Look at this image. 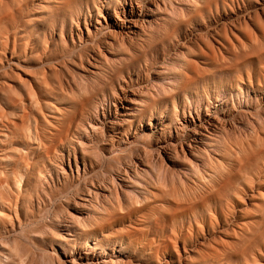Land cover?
I'll return each instance as SVG.
<instances>
[{"label":"rangeland","instance_id":"obj_1","mask_svg":"<svg viewBox=\"0 0 264 264\" xmlns=\"http://www.w3.org/2000/svg\"><path fill=\"white\" fill-rule=\"evenodd\" d=\"M88 1L0 0V264H70L69 260L75 258V250L85 252L87 244L97 248L98 263L114 255L108 250L123 249L121 264H264V154L262 157L259 153L264 150V134L259 136L260 141L253 143L260 162L254 160L252 154L249 156L252 161L248 159L251 163L246 164L250 172L246 170L245 175V172H234L231 176L236 187L235 192L230 193L233 195L231 200L223 196L224 190L222 193L213 190L211 182L228 161L226 151L216 156L210 150L203 161L207 162L208 158L214 161L212 172L206 175L200 172L198 182L193 184L189 171L192 162L186 160L180 151L174 153L173 149L170 151L173 157L169 161L161 150L165 144L189 140L193 126L184 120V107L191 109L197 125L210 118L230 124V133L238 140L252 134L251 123L258 112L262 116L260 124L264 123V100L249 82V74L260 76L264 73V0H140L142 9L136 12L142 20H154L148 16L151 15L148 9L154 4L162 6L156 14L158 23L151 22V26H146L136 40H128L119 47L114 60L103 54L96 59L100 43L110 40V37L107 29L97 32L95 21L99 19L104 23V18L111 21L125 0ZM192 7H197V10ZM208 11L215 16L211 17ZM73 12L78 13V17ZM99 14L103 17L99 18ZM189 18L192 19L187 22ZM72 39H75L74 44ZM18 44H21V49ZM259 49L262 51L260 55L257 54ZM101 51L105 52L104 49ZM90 63L95 69L90 67ZM90 69L95 71L94 74ZM244 69L246 72L242 71ZM217 92L225 96L224 101L223 97L218 98ZM207 93L209 97L219 99V108L212 105L207 110ZM82 96L88 98L83 106L80 104ZM129 97L137 99L139 106L136 107L143 112L141 119L136 112L135 117H126L129 121L120 130H112L110 124L113 122L112 113L116 111L115 100L127 101ZM146 97L151 99L147 104ZM199 105L200 119L196 115ZM104 114L107 121H104L103 131L96 135L98 141L90 143L91 149L84 146L88 170L85 171L82 160H79L82 165L79 175L76 168L74 174L67 169L64 184L58 183L54 173L53 180L48 178L49 187L38 186L37 177L48 171L49 162L57 150L65 149L73 154L75 147L79 157L82 156L79 142L84 140L86 144L84 137L88 133H78L77 128L89 118L99 116L103 119L101 115ZM69 115H73V119L68 125L65 117ZM186 115L187 119L188 113ZM160 117L164 124L156 121ZM150 119L155 124L151 128L147 125ZM139 124H142V129ZM116 131L126 133L125 141L118 140L114 135ZM111 136L113 140H110ZM221 136L226 142L224 132ZM237 148L233 147V151L240 157ZM257 166L261 169L260 175L257 174ZM124 167L131 179L127 180L129 185L121 187L119 185L123 183L118 173L123 172ZM132 171L139 175L133 176ZM253 180L256 186L252 185ZM236 182L241 185L237 184V187ZM185 184H189L191 189L188 196L182 193ZM98 186L105 187L109 197L107 195L104 202L85 205V208L81 199ZM174 188L179 191L177 197L172 196ZM216 191L222 194L219 196L223 199L222 205L214 202ZM164 192L168 195L163 196ZM197 196L203 206V209H197V216L189 214L171 218L175 204L190 207L188 203ZM207 199L209 201L206 202ZM129 209L139 211L129 214ZM202 216L205 222L201 221ZM257 225L263 231L258 229V245L255 243L253 246L254 236L258 234ZM65 228L74 236H68ZM245 239L247 242H243ZM251 246L254 248L249 250Z\"/></svg>","mask_w":264,"mask_h":264},{"label":"bare ground","instance_id":"obj_2","mask_svg":"<svg viewBox=\"0 0 264 264\" xmlns=\"http://www.w3.org/2000/svg\"><path fill=\"white\" fill-rule=\"evenodd\" d=\"M32 1V0H31ZM86 1H88V0H85V2ZM94 2H95V0H93ZM92 1V2H93ZM98 1V0H97ZM106 1V0H105ZM199 1V0H198ZM209 1H211V0H209ZM216 1V0H215ZM224 1H226V0H224ZM11 2H12V0H11ZM28 2H29V0H28ZM36 2V1H35ZM85 2H82V3H85ZM89 2V1H88ZM88 2L86 3V4H88ZM147 2V1H146ZM223 2V1H222ZM14 3V2H13ZM212 3V2H211ZM210 3V4H211ZM217 3V2H216ZM215 3V4H216ZM28 4V3H27ZM50 4V3H49ZM64 4V3H63ZM105 4V3H104ZM209 4V5H210ZM12 5V4H11ZM30 6H31V4H29ZM66 5V4H65ZM69 5V4H68ZM80 5H81V3H80ZM110 5V4H109ZM217 5H218V3H217ZM217 5H215V7L217 6ZM8 6V5H7ZM14 6V5H13ZM61 6V5H60ZM111 6V5H110ZM109 6V7H110ZM199 6H201V5H199ZM198 6V7H199ZM10 7V6H9ZM29 7V6H28ZM66 7H68V6H66ZM108 7V8H109ZM162 7V6H161ZM161 7H160V5H158V4H154V7H151L150 6V8L148 9V13L150 12V14L151 15H148V16H152V17H154V20H152V21H146V20H142L141 19V15L140 14H138L137 12H138V10L139 11H141V9H142V6H141V1L140 0H125L124 1V5H122L121 6V8H120V11H115L114 12V17L112 18V20L111 21H108L106 18H104V23H103V21H101V20H99V19H97L95 22H96V25L98 26V27H96V29H97V32L98 31H101L102 29H107L108 31H107V33H108V37H110V40H105L104 42H101L100 43V48L99 49H97L96 51H98L97 53H96V56H97V58L96 59H100L101 58V55L103 54L104 55V57H112V60H114V59H116V52L118 51V48L119 47H122L126 42H128V40H132V41H134V40H136L139 36H140V34H141V32H143L147 27L146 26H148V27H150L151 26V22H155V24L156 23H158V18H156L157 17V12H160L161 11ZM206 7V6H205ZM208 7V6H207ZM264 7V6H263ZM62 8V7H61ZM65 8V7H64ZM63 8V9H64ZM77 8H79V7H77ZM193 8V7H192ZM196 10H197V7H194ZM194 8H193V10H194ZM220 8V7H219ZM41 9V8H40ZM56 9H57V7H56ZM76 9V8H75ZM117 9V8H116ZM204 8H202V10H203ZM208 9V8H207ZM212 9V8H211ZM214 9V8H213ZM100 10V9H99ZM136 10H137V12H136ZM196 10L194 11L195 13H196ZM218 9H216V11H217ZM247 10V9H246ZM245 10V11H246ZM147 11V10H146ZM210 11V10H209ZM208 11V12H209ZM80 12V11H79ZM212 12H213V10H212ZM262 12V11H261ZM69 14L71 13V12H68ZM67 13V14H68ZM197 13H200V12H197ZM210 14H211V12H209ZM218 13V12H217ZM52 14V13H51ZM64 14H66V13H64ZM63 14V15H64ZM66 14V15H67ZM69 14H68V16H69ZM73 14H74V12H73ZM191 14V13H190ZM206 14H207V12H206ZM70 15H72V14H70ZM75 16H77L78 17V13H75L74 14ZM197 16H198V14H196ZM11 16H13L12 15V13H11ZM73 16V15H72ZM107 16V15H106ZM192 16H193V14H192ZM195 16V15H194ZM193 16V17H194ZM212 16H215L214 15V13H213V15L211 14V17ZM262 16V15H261ZM40 17V16H39ZM67 17V16H66ZM98 17L99 18H102L103 16H102V14H99L98 15ZM192 17V18H193ZM196 17V16H195ZM60 18H61V16H60ZM62 18H64V17H62ZM68 18H71V16L70 17H68ZM74 18V17H73ZM184 18H186V17H184ZM192 18H189L188 19V21L187 22H190L189 20L190 19H192ZM204 18V17H203ZM208 18V17H207ZM215 18V17H214ZM213 18V19H214ZM244 18V17H243ZM247 18V17H246ZM12 19V18H11ZM211 19V18H210ZM248 19V18H247ZM56 20V19H55ZM54 20V21H55ZM63 20V19H62ZM71 20V19H70ZM242 20V19H241ZM245 20V19H244ZM14 21V20H13ZM44 21V20H43ZM248 21V20H247ZM15 22V21H14ZM14 22H13V24H14ZM17 22V21H16ZM15 22V23H16ZM60 22H61V20H60ZM64 22V21H63ZM78 22V21H77ZM174 22V21H173ZM184 22V21H183ZM203 22V21H202ZM211 22V21H210ZM241 22V21H240ZM10 23V22H9ZM18 23V22H17ZM80 23V22H79ZM91 23V22H90ZM239 23V22H238ZM41 24V23H40ZM75 24V23H74ZM105 24V25H104ZM190 24H193V23H190ZM204 24V23H203ZM236 24V23H235ZM9 25V24H8ZM12 25V24H11ZM15 25V24H14ZM64 25V24H63ZM63 25H61V28H62V26ZM217 25V24H216ZM81 26V25H80ZM89 26V25H88ZM92 26V25H91ZM95 26V25H94ZM180 26L182 27V25L180 24ZM226 26V25H225ZM14 27V26H13ZM20 27H21V25H20ZM58 27V26H57ZM82 27V26H81ZM179 27V26H178ZM184 27V26H183ZM19 28V27H18ZM17 28V29H18ZM227 28H228V26H227ZM10 29H11V27H10ZM13 29V28H12ZM16 29V28H15ZM182 29V28H181ZM65 30V29H64ZM85 30V29H84ZM176 30H177V27H176ZM11 31V30H10ZM79 31V30H78ZM60 32V31H59ZM81 32V31H80ZM97 32H95V33H97ZM6 33H8V32H6ZM55 33V32H54ZM88 33H89V35L91 34V31L88 29ZM176 32H174V34H175ZM70 34V33H69ZM73 34V33H72ZM167 34V33H166ZM181 34V33H180ZM173 35V34H172ZM23 36H26V35H23ZM29 36V35H28ZM71 36V35H70ZM75 36H77V34L75 35ZM79 36V35H78ZM91 36H93V35H91ZM231 36V35H230ZM245 36V35H244ZM243 36V37H244ZM31 37V36H30ZM90 37V36H89ZM202 37V36H201ZM7 38V37H6ZM10 38V37H9ZM28 38V37H27ZM75 38V37H74ZM170 38H172V37H170ZM179 38V37H178ZM246 38V37H245ZM37 39V38H36ZM35 39V40H36ZM57 39V38H56ZM64 39H65V37H64ZM89 39V38H88ZM93 39V38H92ZM168 39V38H167ZM11 40V39H10ZM28 40V39H27ZM39 40V39H38ZM170 40V39H169ZM226 40V39H225ZM224 40V41H225ZM7 41V40H6ZM30 41V40H29ZM28 41V42H29ZM32 41V40H31ZM37 41V40H36ZM55 41V40H54ZM82 41H85V40H82ZM9 42V41H8ZM12 42V41H11ZM27 42V41H26ZM60 42V41H59ZM72 42H73V44L75 43V39H72ZM137 42V41H136ZM141 42V41H140ZM164 42V41H163ZM165 42L167 43L168 41L167 40H165ZM172 42V41H171ZM225 42H227V41H225ZM144 43V42H143ZM153 43V42H152ZM253 43V42H252ZM13 44V43H12ZM33 45H34V43H32ZM40 44V43H39ZM55 44H57V43H55ZM86 44V43H85ZM257 44V43H256ZM255 44V45H256ZM260 44V43H259ZM13 45H15V44H13ZM19 46L21 45V44H18ZM17 45V46H18ZM28 45V44H27ZM26 45V46H27ZM31 45V44H30ZM97 45V44H96ZM154 45V44H153ZM261 45V44H260ZM58 46V45H57ZM56 46V47H57ZM251 46V45H250ZM258 46V45H257ZM262 46V45H261ZM12 47H14V46H12ZM22 47H23V45H22ZM31 47V46H30ZM54 47H55V45H54ZM135 47V46H134ZM16 48V47H15ZM17 48H19V47H17ZM34 48V47H33ZM53 48V47H52ZM58 48V47H57ZM72 48H75V47H72ZM261 48V47H260ZM20 49H21V46H20ZM56 49V48H55ZM102 49H104L105 50V52L104 51H101ZM248 49V48H247ZM253 49V48H252ZM23 50V49H22ZM21 50V51H22ZM159 50V49H158ZM260 50L261 49H259L257 52V54H259L260 55V53H262V51L260 52ZM13 51V50H12ZM20 51V52H21ZM66 51V50H65ZM145 51V50H144ZM246 51V48L244 49V52ZM14 52V51H13ZM243 52V53H244ZM249 52H251V51H249ZM260 52V53H259ZM21 53H23V52H21ZM18 54V53H17ZM16 54V55H17ZM50 54V53H49ZM134 54V53H133ZM132 54V55H133ZM234 54H236V53H234ZM240 53H238V55H239ZM46 55H48V54H46ZM45 55V56H46ZM56 55V54H55ZM237 55V54H236ZM235 55V56H236ZM250 55H252V54H250ZM256 55V54H255ZM95 56V57H96ZM161 56V55H160ZM234 56V55H233ZM253 57H254V55H252ZM144 57V56H143ZM158 57V56H157ZM249 56H247V57H245L244 58V60L246 59V58H248ZM64 58V57H63ZM46 59V58H45ZM52 60H54V58L52 59ZM144 60V59H143ZM212 60V59H211ZM226 60V59H225ZM225 60L223 61V62H225ZM230 60V59H229ZM47 61H49L48 59H47ZM89 61V60H88ZM142 61V60H141ZM241 61V60H240ZM243 61V60H242ZM261 61V60H260ZM97 62H100V61H97ZM212 62V61H211ZM238 62V61H237ZM135 63V62H134ZM137 63V62H136ZM135 63V64H136ZM141 63V62H140ZM221 63V62H220ZM234 63L235 62H233V65H234ZM245 63V62H244ZM254 63V62H253ZM261 63V62H260ZM260 63H259V67H261L260 66ZM74 64V63H73ZM78 64V63H77ZM209 64V63H208ZM214 64H216L215 62H214ZM226 64H228V63H225V65ZM248 64V63H247ZM262 64V63H261ZM81 65V64H80ZM93 65H98V63L97 64H93ZM220 66H221V68H222V65L221 64H219ZM230 65V64H229ZM231 65H232V63H231ZM239 65H241V63L239 64ZM251 65H252V63H251ZM263 65V64H262ZM87 66V65H86ZM130 66V65H129ZM128 66V67H129ZM213 66V65H212ZM220 66H219V68H220ZM255 66V65H254ZM256 66H257V64H256ZM90 67L91 68H93V69H95L93 66H92V64L90 63ZM140 67V66H139ZM229 67V66H228ZM237 67V65L236 66H233L232 68L233 69H235ZM245 67V66H244ZM220 68V69H221ZM227 68V67H226ZM230 68V67H229ZM231 68V69H232ZM239 68V67H238ZM245 68H247L248 69V67H245ZM59 69V68H58ZM187 69H188V67H187ZM223 69H225V68H223ZM241 69V68H240ZM91 70V73L92 74H94V72L95 71H93L92 69H90ZM139 70V69H138ZM147 70V69H146ZM185 70V69H184ZM128 71H129V69H128ZM188 71V70H187ZM225 71V70H224ZM231 72H232V70H230ZM242 71H245L246 72V69H244V70H242ZM257 71V70H256ZM255 71V72H256ZM228 72V71H227ZM237 72H239V70L237 71ZM236 72V73H237ZM50 74H51V72H49ZM188 73V72H187ZM256 73H258V71L256 72ZM44 74V73H43ZM72 74V73H71ZM124 74V73H123ZM239 74V73H238ZM259 74V73H258ZM45 75V74H44ZM69 75V74H68ZM101 75V74H100ZM137 75V74H136ZM240 75V74H239ZM241 75H243V74H241ZM240 75V76H241ZM196 76V75H195ZM221 76V75H220ZM227 76V75H226ZM43 77V76H42ZM58 77H59V75H58ZM71 77V76H70ZM138 77V76H137ZM200 77V76H199ZM223 77V76H222ZM229 77V76H228ZM247 77V76H246ZM90 78V77H89ZM234 78V77H233ZM120 79V78H119ZM164 79V78H163ZM194 79V78H193ZM192 79V80H193ZM196 79V78H195ZM194 79V80H195ZM216 79H218V78H216ZM235 79V78H234ZM245 79V78H244ZM220 80V79H219ZM218 80V81H219ZM223 80V79H222ZM224 80H225V77H224ZM227 80V79H226ZM263 80H264V73H263V75H258V76H256V75H251V74H249V82H250V84H251V86H253V88H254V91H255V93H257L258 95H260L261 96V99L262 100H264V82H263ZM136 81V80H135ZM159 81H160V79H159ZM187 81H189V82H191V80H188L187 79ZM234 81V80H233ZM235 81H236V79H235ZM247 81H248V78H247ZM69 82V81H68ZM74 82H76V81H74ZM114 83H115V81H113ZM163 82V81H162ZM210 82V81H209ZM216 82V81H215ZM214 82V83H215ZM222 82V81H221ZM240 82V81H239ZM77 83V82H76ZM76 83H75V85H76ZM86 83V82H85ZM113 83V84H114ZM123 83V82H122ZM127 83V82H126ZM185 83H187V82H185ZM192 83V82H191ZM217 83V82H216ZM223 83V82H222ZM234 83V82H233ZM236 83V82H235ZM69 84V83H68ZM70 84H71V81H70ZM79 84V83H78ZM184 84V83H183ZM189 84V83H188ZM213 84V83H212ZM217 84H220V83H217ZM224 84V83H223ZM228 84V83H227ZM226 84V85H227ZM206 85V84H205ZM208 85V84H207ZM222 85V84H221ZM229 85V84H228ZM70 86V85H69ZM111 86V85H110ZM148 86V85H147ZM187 86V85H186ZM214 86V85H213ZM72 87V86H71ZM181 87V86H180ZM185 87V86H184ZM205 87V86H204ZM181 88H183V87H181ZM197 88H198V86H197ZM224 88V87H223ZM231 88V87H230ZM210 89V88H209ZM65 90V89H64ZM63 90V91H64ZM69 90V89H68ZM107 90V89H106ZM105 90V91H106ZM109 90V89H108ZM200 90V89H199ZM67 91V90H66ZM73 91V90H72ZM104 91V90H103ZM117 91V90H116ZM130 91V90H129ZM143 91V90H142ZM195 91H196V89H195ZM202 91V90H201ZM225 91V90H224ZM75 92V91H74ZM106 92H108V91H106ZM200 92V91H199ZM69 93V92H68ZM77 93V92H76ZM109 93V92H108ZM115 93V92H114ZM125 93V92H124ZM189 93V92H188ZM218 93V92H217ZM70 94V93H69ZM103 94V93H102ZM126 94V93H125ZM171 94V93H170ZM180 94V93H179ZM253 94V93H252ZM101 95V94H100ZM134 95V94H133ZM167 95V94H166ZM173 94H171L170 96H172ZM178 95V94H177ZM176 95V96H177ZM182 95V94H181ZM184 95V94H183ZM209 94L207 93V99H208V104H207V110L209 111V108L210 107H212V105H215V108H219L218 107V102H219V99H221L222 97H223V101L225 100V96L224 95H220L219 93H218V100L217 99H215V98H211V97H209L208 96ZM59 96V95H58ZM99 96V95H98ZM169 96V94L167 95V97ZM169 96V97H170ZM245 96V95H244ZM57 97V96H56ZM102 97V96H101ZM116 97V96H115ZM114 97V98H115ZM174 97V96H173ZM94 98V97H93ZM118 98V97H117ZM124 98V97H123ZM98 99V98H97ZM167 99V98H166ZM193 99H194V97H193ZM234 99V98H233ZM100 100V99H99ZM110 100V99H109ZM117 100V99H116ZM115 100V104H114V109H116V111L114 112V113H112V117H113V119H112V123L109 125L110 126V128L112 129V130H120L122 127H123V125L127 122V121H129V119H127L126 117H129V116H132V117H135V115H136V112H138V115H136V116H138L139 117V119H141V117H142V115H143V112H141L142 110L141 109H139L138 107H136V106H139L137 103V99H131V97H129V99L127 100V99H125V100H127V101H121V100H119V101H116ZM151 99L150 98H148V97H146V104H147V102H149ZM164 100V99H163ZM169 100V99H168ZM170 100H171V98H170ZM85 101H88V98L85 96H82L81 98H80V104L83 106L84 104H85ZM92 101V100H91ZM200 100H198V102H199ZM222 101V100H221ZM99 102V101H98ZM108 102V101H107ZM113 102V101H112ZM159 102V101H158ZM234 102V101H233ZM236 102V101H235ZM106 103V102H105ZM220 103V102H219ZM222 103V102H221ZM61 104V103H60ZM79 104V105H80ZM87 104H89V102L87 103ZM104 104V103H103ZM102 104V105H103ZM109 104V103H108ZM54 105V104H53ZM154 105V104H153ZM264 105V104H263ZM78 106V105H77ZM104 106V105H103ZM106 106H107V104H106ZM155 106V105H154ZM154 106H151V107H154ZM220 106V105H219ZM73 107H74V105H73ZM108 107V106H107ZM200 105L198 106V109L196 108V115H198V119H200V116H199V114L201 113V110H200ZM202 107V106H201ZM75 108V107H74ZM87 108H88V106H87ZM97 108V107H96ZM95 108V109H96ZM103 108V107H102ZM102 108H101V110H102ZM77 109H78V107H77ZM104 109V108H103ZM106 109V108H105ZM151 109V108H150ZM174 109V108H173ZM75 110H76V108H75ZM79 110V109H78ZM85 110H86V106H85ZM98 110V109H97ZM148 108L146 107V109H145V111H147L148 112ZM84 111V110H83ZM103 111V110H102ZM112 111V110H111ZM254 111V110H253ZM73 112H76V111H73ZM104 112V111H103ZM106 112V111H105ZM108 112V111H107ZM165 112H167V111H165ZM188 113V117H187V119H186V114ZM70 113H72V112H70ZM145 113V112H144ZM198 113V114H197ZM211 113V112H210ZM236 113H238V112H236ZM74 114V113H73ZM235 114V113H234ZM262 114H264V112L262 113ZM79 115V114H78ZM111 115V114H110ZM156 115V114H155ZM162 115H164V114H162ZM167 115V114H166ZM195 115V114H194ZM229 115V114H228ZM245 115H246V113H245ZM96 116V115H95ZM101 116H103V119H101V117H93V118H89L88 120H87V122H83L82 124H81V127L80 128H77L78 130H77V132L79 133L80 131H85V132H87L88 133V135L87 136H85L84 137V139H85V141L87 142L86 144H84V140L83 141H80L79 142V144L81 145L80 146V149H81V153H82V156H80L79 157V153H77L76 152V148L74 147L73 148V154L71 153V151H66L65 149H61V150H57L56 151V154H55V156H54V158H52L51 160H50V162H49V166H48V171L47 172H45V173H43V174H40L38 177H37V185L38 186H42V187H45L46 185L49 187V183H50V181L48 180V178H50L51 180H53V177H52V174H54L55 173V175H57V180H58V183L59 184H64L65 183V181L67 180V172H66V170L68 169L72 174H74V169L76 168V171H77V173H78V175H79V173H80V161L79 160H82V163H83V167H84V169H85V171H87L88 169H87V154L83 151L84 149H86V148H84V146L86 147V145H87V148H89V149H91V147H90V143H92V142H95V141H98V139H97V137H96V135L99 133V131H103V128H104V126H105V120H106V116H105V114L104 115H101ZM180 116V115H179ZM209 116H211V115H209ZM230 116V115H229ZM73 117V115H69V116H67V117H65L66 119L65 120H67L66 122H68V123H66L65 121V123L66 124H70L71 122H72V118ZM79 117H81V116H79ZM111 117V118H112ZM165 117V116H164ZM228 117V116H227ZM78 118V117H77ZM162 117H160V118H158V119H156V121L159 123L160 122V124H164V119L162 120L161 119ZM80 119V118H79ZM179 119H182V118H179ZM262 119V116H261V113H257V114H255L254 116H253V122L251 123V125H252V134H250V135H247L246 137H245V139L244 140H238L237 138H235V137H233L232 135H231V133H230V130H231V126H230V124H228L229 126H230V128H229V126L227 125V123H223V122H221V121H219V120H212L211 118L210 119H208V120H206V123H200V124H196V122H195V120H194V116H193V113H192V111H191V109L190 110H187V108L186 107H184V120H186V122H188V124L190 125H192L193 126V131L191 132V134H190V136H189V140H187V142H185V143H180V144H175V143H171V144H165L163 147H162V149L161 150H164L163 152H164V155L166 156V158H168L169 159V161L170 160H172V157H173V155H172V153L170 152L172 149V151H174V153H176V154H178V151H180L181 152V154L183 155V157H185L186 158V160H188V161H190V162H192V165H189V171H190V179L192 180L191 182L193 183V184H195V183H197L198 181H197V179H199V173L200 172H203L205 175L206 174H209V172H212L211 171V166H213V164H214V161L210 158H208L207 159V162H204L203 161V157L204 156H208V152L211 150L213 153H214V155H216V156H221V154H222V152H224V151H226L228 154H229V158H228V161H226V165L224 166V169H223V171H220V172H218V173H216V178L215 179H212V189L213 190H217V191H220L221 192V190H222V192H223V190L225 191V194L223 195L225 198H227L226 200H231V195L232 194H230L231 192H235V183L233 184L232 182H234V180L232 181V179L233 178H231V176L233 175V173L234 172H238V173H241V172H245L246 170H248L247 168L249 167L248 165H247V167H246V164L248 163L249 164V162L250 161H252V160H250V159H253L254 158V160H256V161H258L259 160V156H258V154H257V152L255 151V150H253V143L255 142V141H260L261 139L259 138V136L260 135H262V134H264V123L262 122V125L260 124V120ZM151 121L147 124L148 126H150V128L151 127H153L155 124H153V121H152V119H150ZM107 121V120H106ZM137 121V120H136ZM180 121V120H179ZM264 121V120H263ZM63 122V123H64ZM75 123H76V121H75ZM65 124V125H66ZM140 125V128L142 127V124H139ZM146 125V126H147ZM180 125V124H179ZM67 126V125H66ZM65 126V127H66ZM158 126V125H157ZM181 127H183V126H185L184 124H181L180 125ZM250 126V125H249ZM71 129H73V128H71ZM138 129V128H137ZM142 129V128H141ZM171 129V128H170ZM181 129V128H180ZM239 129V128H238ZM250 129V128H249ZM61 130V129H60ZM62 130H66L65 128H63ZM154 130V129H153ZM175 130V129H174ZM190 130V129H189ZM122 131V130H121ZM123 131H125L124 129H123ZM131 131V130H130ZM180 131H182V130H180ZM233 131V130H232ZM250 131V130H249ZM60 132H62V131H60ZM106 132V131H105ZM117 132V133H116ZM116 132H114V135H116L119 139L118 140H124V137L126 136V133H124V132H120V131H116ZM142 132V131H141ZM225 133V135H226V142H224V138L221 136V134L222 133ZM234 132V131H233ZM123 133V134H122ZM130 133V132H129ZM134 133V132H133ZM172 133V132H171ZM182 133H183V131H182ZM243 133V132H242ZM60 134V133H59ZM162 134H163V132H162ZM166 134V133H165ZM241 134V133H240ZM122 135V136H121ZM164 135V134H163ZM236 135V134H235ZM246 135V134H245ZM159 136V135H158ZM83 137V136H82ZM128 137V136H127ZM140 137V136H139ZM168 137V136H167ZM170 137V136H169ZM174 137V136H173ZM173 137H171V138H173ZM240 137H242V136H240ZM240 137H238V138H240ZM114 138L111 136V139L110 140H113ZM117 139V138H116ZM44 141H45V139H43ZM173 140V139H172ZM177 140H179V139H177ZM176 140V141H177ZM182 140V139H181ZM78 141V140H77ZM125 141V140H124ZM129 141V140H128ZM134 141V140H133ZM167 141V140H166ZM42 142V141H41ZM160 142V141H159ZM172 142V141H171ZM46 143V142H45ZM44 143V144H45ZM133 143V142H132ZM137 143V142H136ZM167 143V142H166ZM259 143V142H258ZM42 144V143H41ZM103 144H104V142H103ZM117 145V144H116ZM130 146V145H129ZM158 146V145H157ZM235 146H238V150H239V155H240V157H238L237 156V153H235L234 151H233V147H235ZM122 147V146H121ZM259 147H261V144L259 145ZM43 148H44V146H43ZM67 148V147H66ZM108 148V147H107ZM46 150V149H45ZM44 150V151H45ZM107 150V149H106ZM123 150V149H122ZM127 150V149H126ZM135 150V149H134ZM47 151V150H46ZM45 151V152H46ZM119 151V150H118ZM121 151V150H120ZM148 151V150H147ZM128 152H129V150H128ZM133 152V151H132ZM146 151L144 150V153H145ZM149 152V151H148ZM80 153V154H81ZM131 153V152H130ZM152 153V152H151ZM260 154H261V156H262V154H264V150H262V151H260L259 152ZM138 154V153H137ZM252 154H254L253 155V158H250L249 159V156L250 155H252ZM257 154V155H256ZM5 155V154H4ZM151 155V154H150ZM213 155V154H212ZM248 155V156H247ZM143 156V155H142ZM155 156V155H154ZM258 156V157H257ZM73 157V158H72ZM161 157V156H160ZM159 157V158H160ZM183 157H181V158H183ZM263 157V156H262ZM261 157V158H262ZM142 158V157H141ZM158 158V157H157ZM258 158V159H257ZM161 159V158H160ZM248 159L250 160V161H248ZM158 160V159H157ZM163 160V163H164V159H162ZM205 160V159H204ZM253 160V161H254ZM261 160V159H260ZM260 160H259V162H260ZM138 161V160H137ZM141 161V160H140ZM248 161V162H247ZM154 162H156L155 160H154ZM158 162H159V160H158ZM158 162H157V164H158ZM167 162V161H166ZM90 163V166L93 168V163H92V161H90L89 162ZM136 163V162H135ZM153 163V162H152ZM162 163V162H161ZM251 163V162H250ZM255 163V162H254ZM254 163H252L253 165H254ZM256 163H258V162H256ZM38 164V163H37ZM143 164V163H142ZM141 164V165H142ZM156 164V163H155ZM132 165V164H131ZM162 165H164V164H162ZM174 165H176V164H174ZM251 165V164H250ZM253 165H251V166H253ZM14 166V165H13ZM82 166V165H81ZM148 166H149V163H148ZM150 166H154V165H150ZM157 167H158V165H156ZM15 167V166H14ZM128 167V166H127ZM135 167V166H134ZM164 167V166H163ZM111 168V167H110ZM125 168V167H124ZM123 168V169H124ZM131 168V167H130ZM136 168V167H135ZM145 168V167H144ZM156 168V167H155ZM154 168V169H155ZM171 168V167H170ZM250 168V167H249ZM254 168V167H253ZM12 169H13V167H12ZM95 169V168H94ZM108 169V168H107ZM112 169V168H111ZM139 169V168H138ZM157 169V168H156ZM257 174L258 175H260V168L257 166ZM42 171H43V169H41ZM109 170V169H108ZM143 170V172H145L144 171V169H142ZM169 170V169H168ZM174 170V169H173ZM40 171V170H39ZM68 171V172H69ZM172 171V170H171ZM176 171V170H175ZM226 171V172H225ZM249 171V170H248ZM89 172V171H88ZM87 172V173H88ZM133 172V171H132ZM136 172H138V170L136 171ZM136 172H133L134 174H133V176L135 175V176H137V175H139V174H137ZM142 172V171H141ZM157 172V171H156ZM155 172V170H154V173H156ZM217 172V171H216ZM250 172V171H249ZM262 173V172H261ZM130 174V173H129ZM143 174V173H142ZM246 174V172L244 173V175ZM98 175V174H97ZM118 177H120V181L123 183V185L120 183V185L119 186H125V185H129V183L130 182H128L127 180L128 179H131V177L128 175V170H126V168H125V170H123V172H121L120 174L118 173ZM239 175V174H238ZM241 175V174H240ZM243 175V174H242ZM73 176V175H72ZM167 176V175H166ZM214 176V175H213ZM235 177H237L236 175H234ZM233 176V177H234ZM29 177H30V175H29ZM95 177H96V175H95ZM169 177V176H168ZM234 177V178H235ZM246 177V176H245ZM250 177V176H249ZM28 178V177H27ZM34 178V177H33ZM133 178V177H132ZM205 178V177H204ZM56 179V178H55ZM111 179H113V178H111ZM117 179V178H116ZM210 179V178H209ZM237 180H239V179H237ZM243 181H244V176H243V179H242ZM264 180V179H263ZM116 181V180H115ZM246 181V180H245ZM259 181V180H258ZM134 182V181H133ZM238 182V181H237ZM236 182V185L237 184H239V183H237ZM239 182H241V181H239ZM53 183V182H52ZM99 183V182H98ZM176 183V182H175ZM245 183V182H244ZM252 185L253 186H256V183H255V181L253 180L252 182ZM54 184V183H53ZM52 184V185H53ZM61 184V185H62ZM92 184H93V182H92ZM95 184V183H94ZM93 184V185H94ZM100 184V183H99ZM209 184V183H208ZM96 185V184H95ZM98 185V184H97ZM102 185V184H101ZM106 185V184H105ZM199 185V184H198ZM239 185H241V184H239ZM58 186V185H57ZM64 186V185H63ZM87 187V186H86ZM108 187V186H107ZM113 187V186H112ZM116 187V186H115ZM237 187H238V185H237ZM92 188V187H91ZM127 188V187H126ZM169 188H170V186H169ZM255 188V187H254ZM119 190L121 189V188H118ZM130 189V188H129ZM238 189V188H237ZM40 190V189H39ZM114 190H115V188H114ZM87 191V190H86ZM110 191V190H109ZM117 191L118 190H116V193H117ZM121 191V190H120ZM216 191V192H217ZM77 192V191H76ZM123 192H125L124 190H123ZM122 192V193H123ZM172 196H175V197H177V196H179V191H178V189H173L172 191ZM191 192V189H190V187H189V184H185V186H184V188H183V190H182V193H183V195L184 196H188L189 195V193ZM220 192L218 193L217 192V194H215V195H213V196H215V198H214V202L216 201V203L217 204H220V205H222V203H223V199L222 198H220V197H222V194H220ZM221 192V193H222ZM227 192V193H226ZM110 193H111V191H110ZM82 194V193H81ZM113 194V193H112ZM107 190H106V188L105 187H103V186H98V187H96L95 188V190H90V191H88L84 196H83V198L81 199L82 201V203L84 204V206L85 205H89L90 206V204H92L93 202H95V201H103L104 202V200L105 199H107ZM122 195V194H121ZM163 196H167L168 194L167 193H163L162 194ZM250 195V194H249ZM220 196V197H219ZM233 196V195H232ZM108 197H109V195H108ZM209 197H212V196H209ZM208 197V198H209ZM118 199V198H117ZM210 200H212V199H210ZM193 202H189L188 204H191V206L190 207H187V205H183L182 203H177V204H175V209H173V214H172V216H171V218H173V219H175V218H177V217H179V216H187V215H189V214H191L192 216H197L198 215V213H197V209H203V206H201L200 205V199L198 198V196L194 199V200H192ZM207 201H209L208 199L206 200V202ZM102 202V203H103ZM226 203H227V201H225ZM96 203V202H95ZM80 204V203H79ZM123 204V203H122ZM219 205V206H220ZM224 205V204H223ZM78 206H80V205H78ZM77 206V207H78ZM225 206V205H224ZM223 206V207H224ZM76 207V206H75ZM81 208V207H80ZM85 208H87L86 206H85ZM107 208V207H106ZM249 209V208H248ZM130 211H129V214H130V212L131 211H133V212H135V213H137L139 210H135V209H129ZM263 210V209H262ZM80 211V210H79ZM206 211V210H205ZM204 211V212H205ZM209 211V210H208ZM224 211V210H223ZM107 212V211H106ZM84 213V212H83ZM161 213V212H160ZM207 213V212H206ZM205 213V214H206ZM81 214V213H80ZM70 215V214H69ZM82 215V214H81ZM80 215V216H81ZM201 215V214H200ZM207 215H208V213H207ZM206 215V216H207ZM74 216V215H73ZM72 216V217H73ZM92 216H94V215H92ZM263 216V215H262ZM261 216V217H262ZM86 217H89V215L88 216H86ZM264 217V216H263ZM76 219V218H75ZM263 219V218H262ZM261 219V220H262ZM165 220V219H164ZM151 221V220H150ZM149 221V222H150ZM201 221H203V222H205V218L202 216L201 217ZM87 222V221H86ZM264 222V221H263ZM263 222L261 221V223L263 224ZM165 223V222H164ZM67 225H65V227H66ZM69 226V225H68ZM258 226V228H256ZM256 227H255V229H261L260 228V226L259 225H257ZM263 227V226H262ZM221 228V227H220ZM252 228V227H251ZM254 229V231H256ZM253 229H251V231H252ZM259 230H258V234H256L255 236H254V239L253 238H249L250 236H252V235H250L247 239H253V244L251 243V245H253V246H256V245H258V241L256 242V240H258L259 238H258V236L257 235H259ZM65 231L67 232V234H68V236H74L72 233H71V231H69V230H67L66 228H65ZM254 231H253V234H254ZM261 231H263L262 229H261ZM260 231V232H261ZM257 233V232H256ZM264 233V232H263ZM95 234V233H94ZM66 235V234H65ZM58 236V235H57ZM263 236V235H262ZM246 237H247V235H246ZM69 238V237H68ZM67 238V239H68ZM101 238H102V236H101ZM104 238V237H103ZM261 238V237H260ZM262 239V238H261ZM260 239V240H261ZM263 239H264V237H263ZM90 240V239H89ZM96 240V239H95ZM100 240V239H99ZM249 240V244H250V241ZM97 241V240H96ZM244 241H246L247 242V240L245 239V240H243V242ZM121 242V241H120ZM240 242V241H239ZM242 242V241H241ZM240 242V243H241ZM261 242V241H260ZM259 242V243H260ZM255 243H256V245H255ZM95 246H97L98 245V243H93ZM103 244V243H102ZM195 244V243H194ZM242 244V243H241ZM247 244V243H246ZM128 245V244H127ZM243 246V245H242ZM246 246H248V245H246ZM245 246V247H246ZM253 246H251V247H249V250H250V248H254ZM5 247V246H4ZM240 247H241V245H240ZM84 248H86V251L85 252H83V251H80V250H75L76 251V255H75V258L73 259L72 258V256H71V260H69V263L70 264H121L122 263V261H121V259H120V255L121 254H123V249H121V250H118V251H113V250H108V251H111L110 253H112V254H114V255H111V256H109V257H105L104 259H102V261L100 262V263H98V261H97V257H96V255H95V251L97 250V248L96 247H94V246H91L90 244H87L86 245V247H84ZM119 248V247H118ZM235 248H237V247H235ZM234 248V250L236 251V249ZM239 248V247H238ZM237 248V249H238ZM64 249V248H63ZM115 249V248H114ZM231 251H233V249L231 250ZM128 252V251H127ZM249 252H251V251H249ZM253 252V251H252ZM98 253V252H97ZM254 253V252H253ZM253 253H251V254H253ZM229 254V253H228ZM249 255H250V253H248ZM248 254H246V256L248 255ZM72 255V254H71ZM124 255V254H123ZM229 255H232L231 253L229 254ZM229 255H228V257H229ZM248 255V256H249ZM233 256V255H232ZM248 256L246 257V258H248ZM65 257V256H64ZM69 257V256H68ZM231 258V257H230ZM250 259H251V257H249ZM226 259V258H225ZM212 260V259H211ZM224 260V259H223ZM68 261V260H67ZM66 261V262H67ZM228 261V262H227ZM226 262L227 263H231L230 262V260H227ZM243 261V260H242ZM251 261V260H250ZM224 262V261H223ZM239 262V261H238ZM241 262V261H240ZM181 263H182V261H181ZM220 263H222V262H220ZM219 263V264H220ZM232 263H235V262H232ZM242 263V262H241ZM250 263V262H249ZM259 263V262H258ZM195 264V263H194ZM215 264H217V263H215ZM225 264V263H224Z\"/></svg>","mask_w":264,"mask_h":264}]
</instances>
